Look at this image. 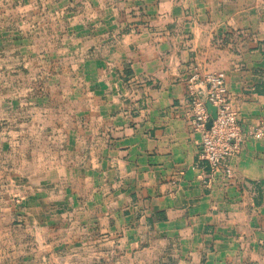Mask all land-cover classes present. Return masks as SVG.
<instances>
[{"label": "crops", "instance_id": "0c3cea01", "mask_svg": "<svg viewBox=\"0 0 264 264\" xmlns=\"http://www.w3.org/2000/svg\"><path fill=\"white\" fill-rule=\"evenodd\" d=\"M55 2L82 121L38 179L57 189L22 191L4 264H264V0ZM218 73L246 136L212 176L193 101Z\"/></svg>", "mask_w": 264, "mask_h": 264}, {"label": "rangeland", "instance_id": "374dc122", "mask_svg": "<svg viewBox=\"0 0 264 264\" xmlns=\"http://www.w3.org/2000/svg\"><path fill=\"white\" fill-rule=\"evenodd\" d=\"M54 2L0 0V264L14 253L18 255L8 240L21 233L16 222L22 219L23 192L38 186L57 189L51 177L49 182L38 179L59 163L68 162V129L81 120L71 115L83 99L79 95L80 99L66 100L71 93V70L57 63V55L70 43L54 24ZM73 61L81 63L82 55ZM58 108L60 116L56 115ZM78 139L83 140L81 135ZM10 193L13 215L5 210ZM11 217L16 222L9 230L6 224ZM15 242L21 243V238ZM26 252L29 258L34 255L32 249Z\"/></svg>", "mask_w": 264, "mask_h": 264}, {"label": "built area", "instance_id": "2783aa9c", "mask_svg": "<svg viewBox=\"0 0 264 264\" xmlns=\"http://www.w3.org/2000/svg\"><path fill=\"white\" fill-rule=\"evenodd\" d=\"M206 82L207 102L217 108V116L208 127L212 115L206 102L199 98L193 101L194 124L201 133L199 158L206 163L210 175H216L221 169L227 175H232L231 168L225 167V162L238 153L246 134L241 129L238 112L227 103L224 73L208 75ZM252 135L260 138L263 127L258 126Z\"/></svg>", "mask_w": 264, "mask_h": 264}, {"label": "water", "instance_id": "95a60500", "mask_svg": "<svg viewBox=\"0 0 264 264\" xmlns=\"http://www.w3.org/2000/svg\"><path fill=\"white\" fill-rule=\"evenodd\" d=\"M207 107H208V109H209V111L211 112V115H212V118L208 122V127H210L212 122H213V119H215L216 116H217V108L215 106H213L212 104H210V103L207 104Z\"/></svg>", "mask_w": 264, "mask_h": 264}]
</instances>
